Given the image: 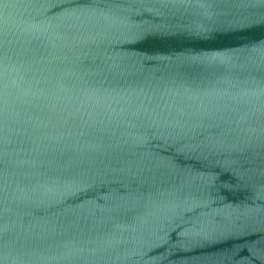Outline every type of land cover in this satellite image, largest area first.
I'll return each mask as SVG.
<instances>
[{
  "label": "water",
  "instance_id": "water-1",
  "mask_svg": "<svg viewBox=\"0 0 264 264\" xmlns=\"http://www.w3.org/2000/svg\"><path fill=\"white\" fill-rule=\"evenodd\" d=\"M0 264H264V0H0Z\"/></svg>",
  "mask_w": 264,
  "mask_h": 264
}]
</instances>
